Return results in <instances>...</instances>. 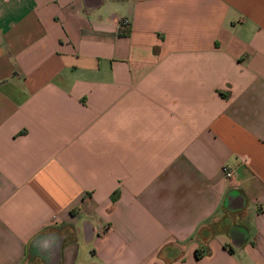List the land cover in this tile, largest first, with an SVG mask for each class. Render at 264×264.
<instances>
[{
    "label": "crops",
    "instance_id": "crops-1",
    "mask_svg": "<svg viewBox=\"0 0 264 264\" xmlns=\"http://www.w3.org/2000/svg\"><path fill=\"white\" fill-rule=\"evenodd\" d=\"M0 264H264V0H0Z\"/></svg>",
    "mask_w": 264,
    "mask_h": 264
},
{
    "label": "built area",
    "instance_id": "built-area-1",
    "mask_svg": "<svg viewBox=\"0 0 264 264\" xmlns=\"http://www.w3.org/2000/svg\"><path fill=\"white\" fill-rule=\"evenodd\" d=\"M120 25H121V28H126L129 26V20L127 18H124L120 21ZM222 171L224 173V175L227 177V178H231L233 177V174H234V171L231 167H229L228 165H224L222 167Z\"/></svg>",
    "mask_w": 264,
    "mask_h": 264
},
{
    "label": "rangeland",
    "instance_id": "rangeland-1",
    "mask_svg": "<svg viewBox=\"0 0 264 264\" xmlns=\"http://www.w3.org/2000/svg\"><path fill=\"white\" fill-rule=\"evenodd\" d=\"M173 253H174L173 251L167 248L160 252L159 257H164L166 258V260H168L170 257H172Z\"/></svg>",
    "mask_w": 264,
    "mask_h": 264
},
{
    "label": "trees",
    "instance_id": "trees-1",
    "mask_svg": "<svg viewBox=\"0 0 264 264\" xmlns=\"http://www.w3.org/2000/svg\"><path fill=\"white\" fill-rule=\"evenodd\" d=\"M201 255V253L199 252V250L197 249L196 251H195V256L196 257H199Z\"/></svg>",
    "mask_w": 264,
    "mask_h": 264
}]
</instances>
